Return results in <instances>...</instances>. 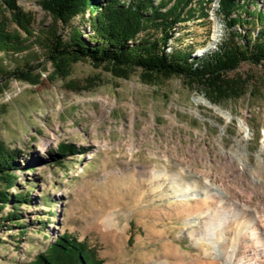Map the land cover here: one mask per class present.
<instances>
[{
    "label": "rangeland",
    "instance_id": "374dc122",
    "mask_svg": "<svg viewBox=\"0 0 264 264\" xmlns=\"http://www.w3.org/2000/svg\"><path fill=\"white\" fill-rule=\"evenodd\" d=\"M41 2L18 0L34 38L10 21V30L29 40V48L13 57L0 55L11 72L27 62L39 68L37 83L12 79L0 92V141L18 154L21 165L14 172L16 184L10 189L0 185V190L6 189L12 199L30 196V202L19 207L12 202L0 210V264H30L63 236L96 251L103 264L213 261L192 244L193 237L190 241L191 232L203 221L190 226L189 216L181 213V207L198 201L180 199L170 178H157L156 173L181 174L191 182L193 176L186 171L197 170L219 182L228 180L226 186L234 191L242 183L232 176L238 157L237 164L229 165L223 151L241 154L242 163L254 168L264 183V63L243 62L227 74L230 82L242 85V95L219 104L199 82L186 77L115 71L88 60L58 77L46 60L51 34L57 32L67 42L71 29H78L90 40L91 13L63 26ZM170 2L175 0L166 3ZM200 4L190 6L189 19L177 25L176 40L168 44L169 53H189L195 63L233 38L219 15V0ZM247 10L264 13V2L250 3ZM259 29L256 23L235 28L252 41ZM61 144L77 147L78 154L58 166L52 154ZM258 200L253 197V202ZM14 207L17 221L9 218ZM259 215L264 222V214ZM257 231L264 244L263 228ZM244 244L248 255L233 250V264L240 258L245 264L252 259L261 264V248L249 238Z\"/></svg>",
    "mask_w": 264,
    "mask_h": 264
},
{
    "label": "trees",
    "instance_id": "16d2710c",
    "mask_svg": "<svg viewBox=\"0 0 264 264\" xmlns=\"http://www.w3.org/2000/svg\"><path fill=\"white\" fill-rule=\"evenodd\" d=\"M42 0L41 6L63 26H69L78 15L91 13V31L94 35L86 40L78 29H71L69 40L57 32L51 34L46 60L51 63L58 77H66L73 64L88 60L95 67L110 65L115 71L139 69L149 75L165 77L183 76L199 82L209 93L214 104L222 99L242 95V85L230 82L226 75L237 70L243 62L260 66L264 63V13L250 12L248 5L264 0H219V15L222 16L229 35L233 37L222 43L218 51L198 63L191 61L189 53H169V41L175 39L178 24L186 22L194 2L204 0H175L174 4L161 0ZM204 13L205 10L203 9ZM242 13L248 16L245 19ZM206 15V13H204ZM6 16V17H5ZM191 16L193 14L191 13ZM10 21L29 38L30 20L22 12L18 0H0V55L13 57L28 50L29 40L22 39L10 30ZM258 24L260 29L252 41L247 33H237L236 27ZM152 32V34H151ZM159 34L160 37H156ZM143 35L142 38L140 36ZM176 40V39H175ZM247 44H239L240 41ZM0 58V92L12 79L35 84L36 71L27 62L24 66L9 71ZM191 61V62H190ZM78 154L77 147L61 144L52 154V161L62 166L67 158ZM18 154L0 141V185L10 189L16 184L15 170ZM29 195L12 199L9 192L0 190V210L14 202H30ZM17 207L9 218L17 221ZM1 227V222H0ZM30 264H103L96 251L69 236L58 238L47 253L37 256Z\"/></svg>",
    "mask_w": 264,
    "mask_h": 264
},
{
    "label": "bare ground",
    "instance_id": "6f19581e",
    "mask_svg": "<svg viewBox=\"0 0 264 264\" xmlns=\"http://www.w3.org/2000/svg\"><path fill=\"white\" fill-rule=\"evenodd\" d=\"M221 153L227 158L229 165H234L236 163L235 158L238 157L239 162L238 164L236 163L237 167L233 171L232 176L238 178L236 183H240V180L242 183L239 186H237L238 184L235 185L234 191L236 193L226 186L228 180L223 182L225 180L220 179L221 181L219 182L216 177L213 178L207 174L197 173V170H185L186 174L193 176L191 182H185L181 174L169 176L162 172L156 173V176L157 178H165V180L170 178L169 180L173 184V192L180 199L186 197L191 201H198L191 206L181 207V213L189 216L190 226L198 227L203 221L199 230L193 229L189 237L190 241L191 237H193L194 241L191 242L199 251L204 249L205 254L213 260L207 264H217L216 262L233 264L231 260V252L233 250H236L242 257L247 256L248 251L244 244V240L247 238L254 245L261 248L260 256L263 259L261 264H264V244L258 237L257 231L258 228H263L264 230V222L259 215L264 214L262 212L264 210V190L260 192L256 189L264 188L263 180L256 177L254 168L248 169L247 165L242 163L241 154L235 156L236 154L223 151ZM245 176H248L249 182H244ZM200 183H203V188H200ZM256 195L260 198L257 203L253 202V197ZM210 204L215 205L213 208L210 206V208ZM234 241L235 245L231 246L230 244H233ZM179 258L181 259V257ZM234 262L236 264H245L243 258L234 260ZM254 262V259L250 260V264H254ZM176 264L182 263L177 261Z\"/></svg>",
    "mask_w": 264,
    "mask_h": 264
}]
</instances>
